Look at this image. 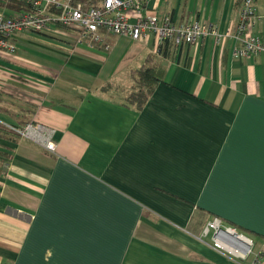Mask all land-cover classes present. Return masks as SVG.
I'll list each match as a JSON object with an SVG mask.
<instances>
[{"label":"crops","instance_id":"obj_1","mask_svg":"<svg viewBox=\"0 0 264 264\" xmlns=\"http://www.w3.org/2000/svg\"><path fill=\"white\" fill-rule=\"evenodd\" d=\"M255 11L264 39V0ZM147 14L217 36L165 58L153 35L106 51L22 34L0 56V120L56 144L0 138V264H235L203 237L214 219L264 238V55L235 57L240 3L149 0ZM148 60L165 83L136 111L125 100Z\"/></svg>","mask_w":264,"mask_h":264},{"label":"built area","instance_id":"obj_2","mask_svg":"<svg viewBox=\"0 0 264 264\" xmlns=\"http://www.w3.org/2000/svg\"><path fill=\"white\" fill-rule=\"evenodd\" d=\"M12 1L15 0L0 2L7 6ZM22 1L28 11L0 13V53L9 56L17 54L14 38L22 34L71 39L75 46L92 50L104 48L106 51L110 50L106 38H128L139 43L153 35L157 41L158 56H162L166 45L176 51L183 46H197L208 35L217 36L214 28L200 22L176 25L170 18L149 16V0H103L99 6L77 0ZM255 4L256 0H241L240 22L235 36L241 49L235 51L236 58L264 55V39L250 32L260 21ZM3 90L0 88L1 92ZM4 126L20 138L31 139L48 152L55 153L56 144L50 130L33 125L24 128ZM203 237H212L214 248L234 259L235 264H247L251 258H254L252 264L264 262V248L255 255V242L237 228L226 226L220 219L207 224Z\"/></svg>","mask_w":264,"mask_h":264},{"label":"trees","instance_id":"obj_3","mask_svg":"<svg viewBox=\"0 0 264 264\" xmlns=\"http://www.w3.org/2000/svg\"><path fill=\"white\" fill-rule=\"evenodd\" d=\"M88 4L96 5L97 2L103 0H77ZM241 5V0H238ZM9 8L17 11H28L26 3L22 0H15L9 3ZM69 31V30H67ZM172 55L171 46L166 45L163 49L162 56L169 58ZM134 88L131 94L126 97L125 104L128 108L141 111L149 102L152 95L159 85L165 83V67L152 63L151 60L141 69L133 72ZM30 123L26 124L29 125ZM0 138L20 139L13 131L0 124ZM264 241V238L262 239Z\"/></svg>","mask_w":264,"mask_h":264},{"label":"rangeland","instance_id":"obj_4","mask_svg":"<svg viewBox=\"0 0 264 264\" xmlns=\"http://www.w3.org/2000/svg\"><path fill=\"white\" fill-rule=\"evenodd\" d=\"M38 36V35H37ZM7 55V54H6ZM0 56L1 57H6V58H15L16 56L14 55V56H10V57H7V56H9V55H7V56H5V54L4 55H2V54H0ZM112 82L113 83H115L116 85H119V86H121L122 87V90L123 89H125L126 87H127V83L129 82V80L127 79V78H120V79H118V80H116L114 77H112ZM11 90H13V92L14 93H18V94H24L22 91H20V90H15L14 91V89H12V88H10ZM115 97H116V95H115ZM1 117V116H0ZM1 124H3V125H5V122H0ZM253 240H254V242H255V244H256V248H255V252H256V254L255 255H257V254H259V252L262 250V248H264V241H262V239H260V238H257V237H255V236H250ZM254 260V258H251V260H250V262L248 263V264H252V261Z\"/></svg>","mask_w":264,"mask_h":264}]
</instances>
